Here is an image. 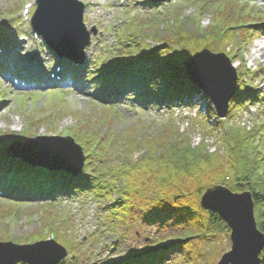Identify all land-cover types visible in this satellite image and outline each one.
Masks as SVG:
<instances>
[{"label":"rangeland","instance_id":"374dc122","mask_svg":"<svg viewBox=\"0 0 264 264\" xmlns=\"http://www.w3.org/2000/svg\"><path fill=\"white\" fill-rule=\"evenodd\" d=\"M14 1L0 0V22H4L5 19L7 20L12 11L15 10L14 6L18 4L14 3ZM81 1L87 2V0ZM91 1H97L101 4L100 8H102V11L98 9L97 14L103 17L101 22L88 23V17L91 15L89 9L88 13L86 12L87 20L85 19V22L88 28L90 29L91 26L98 28L97 37H92L91 39V43L96 45L97 48L94 59L103 52L108 54L111 51L114 53L115 49H117L116 41L119 43L120 38L123 37V33L127 31H124L125 27L129 26L128 31L134 30L136 36H143L145 39L150 40L149 43H153L152 46L157 45L159 42H164V44L169 43V41L177 45L183 43L188 49L191 46L193 47L192 49L198 48L193 50L196 53L194 55H199L206 51L210 57H219L218 60H214V66L220 69L219 71L222 73L223 80L228 82L229 78L233 77V73H225L227 66L224 62L227 59L228 62L226 61V63L230 65V68L238 78L235 93L230 101L232 104L238 102L239 94L241 96L247 95L248 98H254V95L260 97V100H257L253 106L247 104L245 106L246 110L238 111L236 105L233 108L230 106L226 118L220 121L217 119L219 115L216 107L209 100L208 95L197 88L199 93L195 92L193 94V100L190 102V105L189 101L187 102L186 108L181 113L183 118L180 120L182 122H178L181 125L179 128L180 134L184 131L186 133L190 132L192 138L188 137V141L190 142L191 140L192 149L201 146L202 142L205 141L202 137L205 134L208 136L205 144L210 146L211 152L219 148L224 151L225 148L222 143L227 132V129L224 128L226 126L230 127L234 118L245 132L248 134L254 133L257 136V140L264 143V30L259 31L258 34L250 30L251 28L258 29L260 26L264 27V25L258 27L254 25L261 24L260 22L264 24V21H260L264 20V0H174L163 7L158 13H141V8L148 0L133 1L129 6H126L129 12L123 10V8L121 10H119L120 8H116L114 2L117 0H90L89 2ZM216 2L219 3V6L218 4L216 5ZM245 2L249 4L246 5ZM202 4L210 6L209 11L205 10L202 13V9H205L202 8ZM18 6L21 7V5ZM144 8H147L146 5H144ZM131 12L138 13L140 18L132 22L131 17L135 15H131ZM157 19H160L162 22L155 23L153 21ZM121 21H124L126 25L116 30V27L121 25ZM249 24L253 26L246 28ZM241 25H246V27H241ZM183 48L187 50L186 47L183 46ZM185 52L184 58L190 54L188 50ZM194 55L190 57L188 62L195 57ZM222 56L225 60L220 59ZM11 76L0 78V87L9 90L4 100L0 99V134L3 132L22 134L23 130L28 128L39 136L62 137L71 134L72 128L86 127L93 129L96 126L95 131H97L101 139L111 138L112 136L114 138H124L123 140L132 138L129 142H133V144L130 145L128 142L122 153L119 148L115 150L109 148V152L105 151L104 154V149L99 147V143L94 142L92 145H89L87 142L86 151L83 149L84 155H88L86 160H89L91 157L89 153L95 156L98 153L100 158L105 157L103 158L107 161L105 163H112L114 166L122 164L124 160H134L137 163L140 160H147L149 143L145 142L142 144V142L146 140L147 136L153 135L154 132L149 131L151 128H155V133L159 130L161 131L168 121V119H160L168 116L166 113L170 107L158 105V102L153 101V95H151L150 98L143 102L123 101L117 107L112 106L111 108L118 114V118L120 119L115 123L113 131L112 129H108L104 123L97 125L94 122L76 121L78 115L73 114H66L65 117H61L53 125H48L47 118H51L52 110H55V105L60 96L63 99L65 97L64 100L66 98L69 99L66 105L61 106V111L64 112H69V110L75 113L80 112L84 114V117H92L94 120L99 119L101 115H106V110L102 105V100L96 103L86 94L84 95L83 92L72 89H57L52 92L47 90L27 94L19 90V86H14ZM140 79L141 77L138 80ZM137 82L135 85H137ZM135 97L137 98L138 94ZM242 100L244 104L248 101L247 99ZM242 100L240 101L241 104ZM18 103L19 108L17 107ZM151 104H153V107L155 106L154 109L152 107V109L147 110L152 106ZM233 109L235 110L234 115L232 114L233 116L229 118L230 111ZM28 111L35 113L40 111L36 113L38 118H41L43 113H46L47 121L42 122L41 127H38V122L32 121L33 128H31V124L27 119L28 116L23 115L24 112ZM179 111L176 110L175 113L178 114ZM142 114L144 115L142 116ZM113 115V113L109 114L111 117H114ZM42 127H45L47 130ZM213 131L214 133H212ZM84 132L86 133L87 130L84 129ZM111 132H113V135ZM90 134H94V132H90ZM216 134H218L219 138L223 137L221 141H219V138L213 137ZM129 135L131 136L129 137ZM80 137L91 141V136L89 135L80 134ZM133 137H141L143 141H140L136 145ZM183 141L185 142V140L178 142L182 143ZM188 141L185 143H188ZM87 146H90V150ZM95 151L98 152L95 153ZM60 152L63 153V151ZM60 152L56 153L52 151L51 155H58ZM222 155L226 156V150ZM97 161L95 163H98ZM212 175L211 172L207 176H202L197 182L184 181L187 194H189V197H187L189 208L198 209V216L202 219L204 226L210 222V217L207 213L208 211L201 208L200 201L206 192L203 193L204 189L213 187L210 186L213 178H209ZM130 177H127L128 180H126L120 174L119 178L123 183H119L117 180H114V183H117L118 189L124 187V183L125 188H131L135 184L130 181ZM141 188L145 189V185ZM198 192L201 193L198 194ZM155 195L157 194L152 193L153 197ZM145 196L148 197L147 194ZM120 198L118 193L112 196L111 201L105 199L103 201L101 199L92 201L91 198L82 197L80 201L69 200L58 202L56 205L60 206L59 208L50 207L40 210L39 213H36L38 211H36L37 208L34 206H42L45 202L24 203L20 205V208L8 206L9 210H17V212L14 216H11V213L7 215V219L3 218L0 220V242H14L20 245H28L39 241V239L48 241L57 236L58 240H54L60 245L65 246L64 248L69 252L66 260L59 264H95L98 261L102 264H121L124 260L126 262L124 264H136L134 259L126 261L127 255L135 251L139 254L145 246L156 244L158 240H166L163 248L171 250L166 257L163 256L165 264H188L189 261L186 259V253L191 251L193 253L190 257L192 260L195 259V264H218L221 257L231 250L230 229V233L213 234L209 235V237L207 236V238L205 237L204 241H201L204 244L200 246L204 250H200V253H198L196 250L193 251V249L199 241L193 240L191 242L190 240L186 241L183 245L175 242V238L185 232V227L182 224H177V222L169 219L167 223L163 224L161 220H158V223L153 225L150 221L151 217L142 212L143 208L141 205H138L137 208H132L130 211L126 210L127 213L124 215L125 211L122 213L121 209L122 204L118 202ZM155 199L158 200L156 196ZM162 199L168 202L167 206L163 205L161 207L165 209V212L168 211V208H171L172 212L176 211L175 206H173L174 203L169 198L162 197ZM172 200L175 199L172 198ZM116 201L119 203L117 207L115 205ZM5 206L0 203V214H4L3 210ZM107 206H113V210H116L115 215L110 218L111 225H107L108 222L105 225L104 217L102 216V214L108 215L107 209L106 212H103ZM34 209L35 212L32 211ZM156 211L161 215L162 212L157 209ZM29 215L33 216L30 217ZM142 215L143 219H141ZM154 217L155 219L158 218V216ZM3 224L5 225L3 226ZM224 224L226 223L224 222ZM2 228L3 232L1 231ZM52 229L54 231L53 234L47 236V231L52 233L50 231ZM3 233H6L7 239L1 237ZM71 243L73 251L67 249ZM40 247L42 249L46 248L44 253L47 257L53 260L56 259L57 256L54 254L52 247H45V245ZM14 255L15 249L9 247L0 248V264L14 263ZM49 262H51V259L46 264H53ZM17 263L27 264L19 261L15 264Z\"/></svg>","mask_w":264,"mask_h":264},{"label":"trees","instance_id":"16d2710c","mask_svg":"<svg viewBox=\"0 0 264 264\" xmlns=\"http://www.w3.org/2000/svg\"><path fill=\"white\" fill-rule=\"evenodd\" d=\"M217 4L219 6L218 2H216ZM202 8H205L204 10L202 9L203 13L211 7L202 4ZM153 21L155 23L162 22L160 19ZM166 44L162 43L158 47H154L155 50L151 52L145 50L142 53L144 57L143 64L149 59L157 63L159 67L168 64L169 68L167 70L163 71L160 69L163 72L159 71L152 75L155 78L160 77L162 80L164 78V81L168 79L171 82V86H167L166 93L163 94L166 99L172 103L175 100L182 102L185 98L190 99L195 92L199 93L197 87L188 79L185 67L186 62L195 54L193 50L198 48L192 49L193 47L191 46L188 49L183 43L177 45L172 44L170 41ZM183 46L190 53H187L188 55L185 58L184 55L187 50ZM242 99H247V97L239 94L238 102L235 104L231 103L232 108L237 106L238 111L244 110L245 104ZM241 100L242 104L240 103ZM234 111V109L230 111L229 118L234 115ZM166 123L163 129L161 131L159 130L160 132L157 131L155 133V128H151L149 131H153V135L147 136L145 138L146 140L142 142V144L145 142L149 143L147 160H140L138 163L134 162V160H124L118 166H114V164L110 166V163H106L107 165L104 166V169L92 170L90 172L92 177L87 176V178L78 180H71L61 173L44 174V171L38 170L36 172L39 175L32 177L34 186L38 188L47 187L49 181L46 180L63 181L64 186L62 187H65V190L79 189V185H81L82 188L87 187V191L89 188L91 194H101L108 201H111L112 196L118 193L121 197L118 202L122 204L121 209L122 213L125 211L124 215L127 213L126 210L130 211L132 208H137L138 205H141L143 208L142 212L151 217L150 221L153 225L158 223V220H161L163 224L167 223L169 219L177 222V224H182L185 227V232L176 237L175 242L183 245L186 241H199L200 243L198 242L196 244L193 251L196 250L200 253V250H202L200 246L204 244L201 241H204L205 237L207 238V236L209 237V235L213 234L230 233L228 226L224 224L217 214L207 212L210 217V222L204 226L202 219L198 216V209L194 210L189 208L188 205L187 197H189V194H187L184 181L197 182L200 177L207 176L212 172L213 175L209 177L210 179L213 178L210 186H226L233 193L251 192L255 204L257 227L264 233L263 141L260 142L257 140V136L254 133L248 134L245 132L239 126V122H236L234 118L232 125L224 128L227 129L222 143L226 150V156H224L222 154L225 150L223 151L220 148L211 152L210 146L205 144L208 138L205 134L202 136L205 141L202 142L201 146L192 149L191 140L190 142L188 141V137H191L190 132L186 133L184 131L180 134L179 128L175 126L174 119H169ZM213 137L216 139L219 138L218 134ZM222 138H219V141ZM182 140H185V142L188 141V143L184 141L182 143L178 142ZM118 146L121 147L120 145ZM120 174L126 180L131 176L130 181L135 185L131 188H125L124 183V187L118 189L117 183L115 184L114 180L123 183L119 178ZM107 176L109 180L103 182L102 179L106 180ZM144 185L145 189L141 188ZM206 189H204L203 193ZM152 193L157 194L155 196L158 200L155 199V196H152ZM200 193L198 192V194ZM162 197H167L174 203L173 206L176 208L175 212H172L171 208H168L169 212H165V209L161 208L163 205L167 206L168 203ZM172 198L175 200H172ZM118 202L116 201V207L119 204ZM43 207H39L36 213H39ZM46 207H50V205H45L44 208ZM156 209L162 212L161 215L158 214ZM32 211L35 212V210ZM16 212L12 213L11 216L16 214ZM115 212L116 210L112 211L111 214L114 216ZM2 216L4 219L8 218L6 214ZM17 216L19 217L18 213ZM29 216L32 217L33 215ZM154 216H158V218L155 219ZM104 218L105 225L107 222V225H111V215L109 217L104 216ZM141 219H143V215ZM165 244L166 240H158L156 244L145 246L139 254L137 251L129 253L126 261L134 259L136 264H165L166 262L163 256L166 257L171 252V250L163 248ZM192 253V251L186 253V259L189 261L188 264L196 263L195 259L192 260L190 257ZM261 259L262 264H264V251L261 254ZM124 263H126L125 260L121 264Z\"/></svg>","mask_w":264,"mask_h":264},{"label":"water","instance_id":"95a60500","mask_svg":"<svg viewBox=\"0 0 264 264\" xmlns=\"http://www.w3.org/2000/svg\"><path fill=\"white\" fill-rule=\"evenodd\" d=\"M218 59L219 57H210L205 51L195 55L185 66L189 79L209 96L219 117L225 119L228 114L229 103L236 90L237 76L230 65L226 63L228 60L222 56L220 59L225 60L224 63L227 66L225 73H233V77L231 76L228 82L223 80L220 69L213 63L214 60ZM75 149L80 151L79 148ZM76 150L63 149L64 154L57 155L55 159L57 168L78 175L82 170L84 160H79V152ZM254 205L251 192L233 193L226 186H213L207 189L202 196L201 208L217 214L231 230V250L221 257L218 264H262L260 256L264 250V233L257 227ZM44 245L47 244L26 246L19 249L15 247V250H19L23 254L27 253L28 259L25 258L27 262L39 264L34 261L43 252L44 249L40 246ZM50 245L57 257L49 263L56 264L65 258L67 252L55 243ZM33 249L34 254L31 255L30 252ZM46 263L41 261V264Z\"/></svg>","mask_w":264,"mask_h":264},{"label":"bare ground","instance_id":"6f19581e","mask_svg":"<svg viewBox=\"0 0 264 264\" xmlns=\"http://www.w3.org/2000/svg\"><path fill=\"white\" fill-rule=\"evenodd\" d=\"M57 21H59V20H56V22H57ZM19 48H20V46H19ZM15 49H16L17 52H19V49H18V48H15ZM47 82H48V81H47ZM52 82H53V81L50 80V81H49V84H52ZM44 83H46V81H45Z\"/></svg>","mask_w":264,"mask_h":264}]
</instances>
